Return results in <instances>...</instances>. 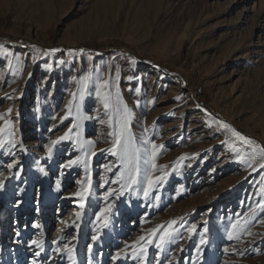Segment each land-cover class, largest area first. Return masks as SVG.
I'll list each match as a JSON object with an SVG mask.
<instances>
[{
	"label": "rangeland",
	"instance_id": "obj_1",
	"mask_svg": "<svg viewBox=\"0 0 264 264\" xmlns=\"http://www.w3.org/2000/svg\"><path fill=\"white\" fill-rule=\"evenodd\" d=\"M231 129L264 148V0H0V264H264Z\"/></svg>",
	"mask_w": 264,
	"mask_h": 264
},
{
	"label": "snow or ice",
	"instance_id": "obj_2",
	"mask_svg": "<svg viewBox=\"0 0 264 264\" xmlns=\"http://www.w3.org/2000/svg\"><path fill=\"white\" fill-rule=\"evenodd\" d=\"M105 107L107 108L108 107V104L107 103H105ZM223 127L224 128H230V126L229 125H227L226 123L225 124H223ZM231 131L234 133V135H236L237 137H239L241 140H243L245 143H247V144H250V145H253V147H254V149H259V151H260V153L262 154V155H264V148H261L259 145H257L254 141H252V140H250V139H248V138H246V137H243V136H241V134L239 133V132H237L235 129H231ZM65 138H67V137H62V139H65ZM53 143H56L55 141L53 142ZM120 144V140L119 139H117L116 141H115V145H119ZM115 145H114V148H115ZM153 148L155 149L156 148V145H153ZM112 151H113V153L115 154V152H114V149H112ZM49 152H51V148L49 149ZM69 163L70 164H72V163H75V161H69ZM153 167H155V164H153ZM261 167H264V165H262ZM138 169H137V174H138ZM162 177H157L156 179H155V181L152 179V178H148V188L147 189H145V191H144V195L145 196H147L148 195V191L153 187V185L155 184V183H158V182H161L162 181ZM132 182L133 183H135V178L133 177V180H132ZM81 207H83V205H81ZM77 218H79V213L77 214ZM176 222L175 221H172V224H175ZM261 223H264V221H261ZM169 227H171V224L169 225ZM166 235H170V233H166ZM249 235H251V233H249ZM93 239L95 240V239H97V237H93ZM141 239H143V238H141ZM160 239H161V241H163V239H164V237L163 236H161L160 237ZM150 242V241H149ZM35 243V242H34ZM201 243L203 244V243H206V241L205 240H203V239H201ZM38 247H39V245H37ZM156 247L157 248H159L160 247V245H156ZM37 255H38V253H37ZM117 255H119V253L117 254Z\"/></svg>",
	"mask_w": 264,
	"mask_h": 264
},
{
	"label": "trees",
	"instance_id": "obj_3",
	"mask_svg": "<svg viewBox=\"0 0 264 264\" xmlns=\"http://www.w3.org/2000/svg\"><path fill=\"white\" fill-rule=\"evenodd\" d=\"M77 49V48H76Z\"/></svg>",
	"mask_w": 264,
	"mask_h": 264
}]
</instances>
